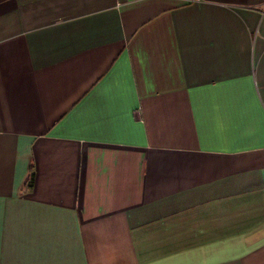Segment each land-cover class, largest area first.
I'll list each match as a JSON object with an SVG mask.
<instances>
[{
    "label": "crops",
    "instance_id": "1",
    "mask_svg": "<svg viewBox=\"0 0 264 264\" xmlns=\"http://www.w3.org/2000/svg\"><path fill=\"white\" fill-rule=\"evenodd\" d=\"M0 264H264V0H0Z\"/></svg>",
    "mask_w": 264,
    "mask_h": 264
}]
</instances>
